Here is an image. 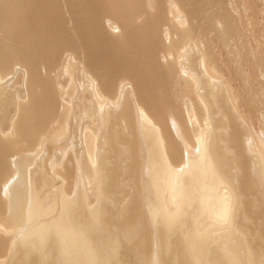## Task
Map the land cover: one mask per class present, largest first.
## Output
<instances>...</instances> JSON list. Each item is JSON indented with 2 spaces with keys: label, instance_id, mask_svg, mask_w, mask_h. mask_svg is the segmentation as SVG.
<instances>
[{
  "label": "bare ground",
  "instance_id": "6f19581e",
  "mask_svg": "<svg viewBox=\"0 0 264 264\" xmlns=\"http://www.w3.org/2000/svg\"><path fill=\"white\" fill-rule=\"evenodd\" d=\"M250 3L0 0V264H264ZM225 187L231 226L212 216Z\"/></svg>",
  "mask_w": 264,
  "mask_h": 264
},
{
  "label": "snow or ice",
  "instance_id": "6c2138e0",
  "mask_svg": "<svg viewBox=\"0 0 264 264\" xmlns=\"http://www.w3.org/2000/svg\"><path fill=\"white\" fill-rule=\"evenodd\" d=\"M200 149H197L199 153ZM76 205L71 201L67 202L62 209L63 216H71L76 210ZM239 208V197L233 192L230 191L228 187L224 188V195L220 198L217 206L212 210L213 218L220 224L225 226H231L234 221L237 219V212ZM149 212L156 217L161 216V210L154 209L149 206ZM168 223H174V217H164ZM43 242V238L41 240ZM89 264H101V261L93 259L89 261ZM103 264H111L109 261L103 262ZM227 264H244V262L233 259L227 262Z\"/></svg>",
  "mask_w": 264,
  "mask_h": 264
},
{
  "label": "rangeland",
  "instance_id": "374dc122",
  "mask_svg": "<svg viewBox=\"0 0 264 264\" xmlns=\"http://www.w3.org/2000/svg\"><path fill=\"white\" fill-rule=\"evenodd\" d=\"M234 0H230V2H233ZM251 3H250V5H253V3H254V5L256 6V9H252V10H254V11H259V13L258 12H256V14H258V15H256L257 16V18H258V20H256L255 22L257 23L256 25H257V28H258V34H260V35H262L261 33L264 31V0H249ZM253 8V7H252ZM211 10V9H210ZM253 14H255L254 12H252ZM166 14V13H165ZM167 15H168V13H167ZM254 16V15H253ZM256 16H254V18L256 17ZM259 16V17H258ZM256 18V19H257ZM258 21V22H257ZM202 23H204V22H202ZM67 25V27H69V26H72L71 24H66ZM104 26H105V23H104ZM164 27V29L166 28L165 27V25H163ZM106 28H104V30H105ZM107 29L109 30V31H115L116 29H109V27H107ZM123 29V28H122ZM136 30H138L137 28H136ZM160 30H162V22H161V25H160ZM135 31V30H134ZM116 32H118V31H116ZM138 32V31H137ZM264 34V33H263ZM211 35V34H210ZM213 35H214V33H213ZM259 35V36H260ZM146 36H148V35H146ZM146 36H137V37H139V39H140V37H141V40L143 39L142 37H145V39L147 38ZM212 36V35H211ZM57 57L56 58H54V60H52L53 61V64L56 66V64L58 63V65L60 64H62L61 62H62V60H63V58H64V53H63V51L62 50H60L58 53H57ZM161 60H162V58H161ZM116 61V60H115ZM118 61V60H117ZM135 63H133L132 62V65L130 66V67H137V65H135L136 64V62H137V60H135L134 61ZM99 71V75H100V77L102 76V75H104L105 74V71L104 70H102V69H99L98 70ZM8 121L9 120H7V122H6V124L8 123ZM258 128L260 127V124L258 123L257 125H256ZM47 140V139H46ZM50 139H48V141H49ZM75 153V152H74ZM145 221V220H144ZM149 224V222H148V220H146V222H142V221H140V222H138V225L142 228V227H144V230H146L147 232H150V229H151V226L150 225H148ZM147 247H148V252L149 253H151V245H147ZM128 254H129V256H128V258L129 259H133V257H134V252L132 251V252H128ZM9 258H10V256L8 257V259H7V262L6 263H8V261H9ZM5 263V264H6Z\"/></svg>",
  "mask_w": 264,
  "mask_h": 264
},
{
  "label": "water",
  "instance_id": "95a60500",
  "mask_svg": "<svg viewBox=\"0 0 264 264\" xmlns=\"http://www.w3.org/2000/svg\"><path fill=\"white\" fill-rule=\"evenodd\" d=\"M32 255L33 256L29 255V258H31L30 260H33L35 262L34 264H54V263H56L55 252L52 254L51 249H49V257L47 258L46 262H42L40 255L34 256L33 253H32ZM26 261H27V259L25 257H23L20 263L21 264H27Z\"/></svg>",
  "mask_w": 264,
  "mask_h": 264
}]
</instances>
